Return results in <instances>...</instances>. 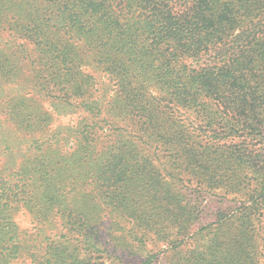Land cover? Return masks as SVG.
Segmentation results:
<instances>
[{"label": "trees", "instance_id": "trees-1", "mask_svg": "<svg viewBox=\"0 0 264 264\" xmlns=\"http://www.w3.org/2000/svg\"><path fill=\"white\" fill-rule=\"evenodd\" d=\"M104 215L141 264H264V0H0V264L110 262Z\"/></svg>", "mask_w": 264, "mask_h": 264}, {"label": "rangeland", "instance_id": "rangeland-1", "mask_svg": "<svg viewBox=\"0 0 264 264\" xmlns=\"http://www.w3.org/2000/svg\"><path fill=\"white\" fill-rule=\"evenodd\" d=\"M200 191L195 184H188L183 187H181L180 192L182 194L188 195L189 197H193L198 202V206L203 211L202 219L203 223L202 225H209L210 223H213L215 221V216L221 211H227L228 209H235L243 205L242 202H240V198L236 196H230L227 200H224V198L217 194L214 191L206 192V189H204V193L199 194L197 191V194L193 192V190ZM201 192V191H200ZM245 199V198H242ZM104 220L102 222V226L97 229L98 233H100L101 241L104 242L107 246L105 247L108 254H105L104 259L106 261L104 264H110L113 260H118L121 264H141L142 258L137 256L134 250L130 249H121L120 246L117 247L115 250L114 246L112 245L111 236L108 233V224H107V215L103 216ZM16 222L18 223L21 231H29L30 233L34 234L36 229L34 227L36 225L33 224V218L27 214L26 212H21L16 217ZM60 238L51 237L48 241L49 244H56ZM166 249V248H165ZM168 250V249H167ZM264 251V250H263ZM159 252V249L155 251V253ZM170 252V251H169ZM102 255H89L86 253H82L81 256L78 254V257L82 260L83 258L87 257L89 260L92 261L93 264H100L103 261H101ZM112 257V258H111ZM72 259L69 260L68 264H71ZM155 264H169V255H158V261Z\"/></svg>", "mask_w": 264, "mask_h": 264}]
</instances>
